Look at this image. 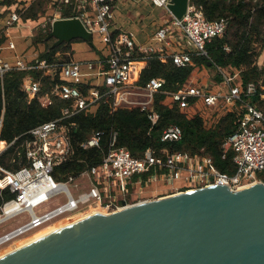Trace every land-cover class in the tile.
Listing matches in <instances>:
<instances>
[{"label": "built area", "instance_id": "built-area-1", "mask_svg": "<svg viewBox=\"0 0 264 264\" xmlns=\"http://www.w3.org/2000/svg\"><path fill=\"white\" fill-rule=\"evenodd\" d=\"M115 0H52L51 7L55 13L49 17V24L58 18L79 17L93 36L99 34L107 54L96 60H75L48 62L42 60L38 64L25 57H17L10 62L0 54V76L11 70H29L41 68L46 74H58L60 82L53 92L66 100L73 101L71 106L63 110L62 116L43 122L28 132L21 145L28 165L11 170L1 164L3 154L23 135L12 141L1 138L4 124V113L0 116V189L9 190L14 197L0 204V217L18 218L27 213L26 222L0 236H8L23 227L33 228L43 222L69 216L71 213L97 206L107 211H118L140 203L134 201L132 195L137 185H148L153 181H165L169 184L177 179H184L188 190L200 189L214 185H225L233 191L239 190L251 182H264L258 176L264 170V111L258 106L257 97L264 99V86L255 82L244 83L242 69L216 65L217 75L221 76L223 87L217 92L206 85L188 82L174 91H163L165 79L151 78L146 84H138L142 67L134 50L138 47L146 54H154L162 61L172 60L178 66H186L192 62L193 56H209L206 45L216 37H222L229 25L227 17L209 20L203 9L189 4L182 17L175 16L169 9L172 0H151V2L169 12L171 18L158 27L153 35L155 43L140 47L135 37L129 32L121 31L114 37L112 30L113 8ZM260 0H243L256 4ZM70 5L78 14L63 17L62 7ZM20 11L12 12L7 19V27L21 20ZM49 24H45L46 27ZM8 48H15V42L9 40ZM230 50L229 46L225 47ZM1 50V48H0ZM262 59V60H261ZM212 61V60H211ZM264 65V50L258 60ZM81 85H89L90 93L83 94ZM26 90L34 97L40 90V82L28 79ZM165 93L171 103H178L181 109L188 108L191 103L202 100L207 106L219 102L225 103L226 112L238 114V126L224 141L226 156L229 150L234 151V173L221 171L211 156L191 154L189 152H170L163 149V155H157L155 149L148 148L142 157L134 156L131 151L117 145L118 132L112 130L108 152L102 162L84 170L79 175H70L65 180H57L54 170L57 165L69 159L74 153L70 130L73 124L66 119L81 113L94 112L100 101L113 97V111L117 108H140L149 112V118L155 124L159 115L153 108L155 95ZM52 103L50 97L43 101L47 106ZM183 131L178 125L166 128L163 141H178ZM99 138L91 136L82 145L84 148L99 146ZM154 170L146 180L142 175ZM138 179L133 181L135 176ZM73 184L76 192L70 187ZM134 187V188H133ZM120 190V194L115 193ZM183 192V191H180ZM65 195V201L59 199ZM87 207V208H86ZM44 226V225H43ZM32 230V229H31Z\"/></svg>", "mask_w": 264, "mask_h": 264}, {"label": "trees", "instance_id": "trees-1", "mask_svg": "<svg viewBox=\"0 0 264 264\" xmlns=\"http://www.w3.org/2000/svg\"><path fill=\"white\" fill-rule=\"evenodd\" d=\"M51 2L52 0H35L21 13V17L24 20H38L47 12ZM191 4L202 8L209 20L227 17L229 25L226 33L206 45L209 56L195 54L192 62L186 66H178L172 60L162 61L154 54L148 56L149 54L137 47L133 52L135 57L140 61H147L141 70L138 84L144 85L151 78L161 77L165 79L163 91L178 90L190 81L197 67H212L217 71V64L242 69L244 83L253 81L262 90L260 86H264V65L259 66L258 60L264 50V0L256 4L255 11L252 3L243 0H191ZM61 11L63 17L78 14L70 5H64ZM50 31L51 24L45 30L40 28L33 35L32 43L36 47L45 46L34 64L44 59L48 62L71 60L74 52L72 44L83 40L77 38L54 45L56 39L48 38ZM119 33L120 31L114 32V37ZM5 40L6 36L0 33V46ZM91 44L96 49L94 43ZM226 46H229L230 50H226ZM210 60L213 62L211 66ZM144 64L143 61L139 63L141 67ZM28 79L40 82V90L34 97H31L25 88ZM59 82L58 74H46L41 68L11 70L3 77L0 76V116L4 113L1 138L12 141L23 135L1 157V164L6 168L17 170L28 165V159L21 147L23 138L28 137L25 133L43 122L62 116L63 110L73 103L53 92ZM80 89L83 94L88 95L92 88L89 85H81ZM47 97L51 98L52 103L44 106L43 101ZM167 98L162 92L155 95L153 108L159 115L155 124L149 118V112L140 108L120 107L113 111V97L102 99L94 112H81L66 119L65 122L73 124L70 134L74 153L55 167V178L62 181L70 175H79L84 170L100 164L108 152L112 130L118 132L117 145L128 148L136 157H142L150 147L155 149L159 156L163 155V149L170 152H189L211 156L221 171L234 173V151L229 150L223 157V143L237 128L238 114L234 111L226 112L215 125L208 126L203 115L198 112L191 115L187 108L181 109L178 103L167 102ZM255 100L264 111V99L257 97ZM171 125L181 127L182 138L178 141H163V132ZM93 135L99 138V146L84 148L82 144ZM153 172L154 170L144 173L143 179L149 178ZM258 176L264 181V170L259 172ZM135 178L137 179L138 175ZM14 196L11 191L0 189V204Z\"/></svg>", "mask_w": 264, "mask_h": 264}, {"label": "water", "instance_id": "water-1", "mask_svg": "<svg viewBox=\"0 0 264 264\" xmlns=\"http://www.w3.org/2000/svg\"><path fill=\"white\" fill-rule=\"evenodd\" d=\"M190 2L169 9L182 17ZM48 38L93 43L79 17L55 19ZM183 192L74 225L0 264H264V182Z\"/></svg>", "mask_w": 264, "mask_h": 264}, {"label": "rangeland", "instance_id": "rangeland-1", "mask_svg": "<svg viewBox=\"0 0 264 264\" xmlns=\"http://www.w3.org/2000/svg\"><path fill=\"white\" fill-rule=\"evenodd\" d=\"M23 3V2H22ZM119 4H121V1H119ZM164 9V8H161ZM13 9H10L7 6L1 5L0 6V25L6 26L7 24L3 22L7 18V16L11 13ZM149 12L152 13H157V7H155L153 4L149 5L148 8ZM129 12H132V9L130 7H124L122 8V11H117V14L115 13V17L112 20L113 22L120 23L122 22V26L125 27V29H135L136 27V22L135 20L132 21L129 17ZM51 16L50 13V7L48 6V10L46 13L42 14L41 17H43V20L47 22L49 20V17ZM132 16L135 17V14L132 12ZM40 17V18H41ZM9 18V17H8ZM7 18V19H8ZM39 18V19H40ZM45 18V19H44ZM39 20H31L27 22V20H24L23 18L19 20L17 23H15L11 27L12 31V36L14 37L15 42L17 43L18 47L23 49L21 51V55L26 54L30 55L33 53L35 48H37L34 44L32 45L31 41L33 40V35L37 33V31L40 28L44 27L40 24L41 22H38ZM126 22V23H123ZM4 25H3V24ZM40 24V25H39ZM132 27V28H131ZM45 30V29H44ZM33 32V33H32ZM101 37L99 34H95L93 36V42L95 47H97V44L102 45L103 47L105 45L102 44L100 41ZM81 42V46H78L75 50V59L76 60H87L90 59L94 53L95 49L94 47L88 42V41H78ZM98 45V46H99ZM45 48L44 45H39V48H37V53L40 54L41 51H43ZM106 48V47H105ZM40 50V51H39ZM262 60V59H261ZM217 71L215 68H208L205 66L202 67H197L190 79V81H193L194 83L202 82L204 83L203 85H206L207 88L211 89L214 92H217L220 87H223L220 81H217L214 79L216 76ZM199 84V83H198ZM225 103L219 102L216 105L213 106H207L202 100H198L195 103H191V105L186 109L189 113L195 112V113H200L201 115L204 116L207 125L208 126H213L215 125L220 117H222L226 113V106H224ZM70 187L76 192V188L74 187L73 184H70ZM189 186H186V182L184 179L180 178L177 179L173 182V184H167L164 181H158V182H152L149 185H139L137 187L138 193L134 192L132 195V198L134 201H145V200H156L161 197L174 194L180 191H187ZM135 191V189H134ZM115 193L120 194L119 189H115ZM59 199L62 201H65V195L61 194L59 196ZM87 208V207H86ZM94 209L92 208H87L83 209L81 212L77 213L76 215L74 213L69 214L70 219L71 217H75L81 214H84L88 212L89 210ZM66 217H68L66 215ZM64 216V218H66ZM29 218V215L27 213L21 214L18 218L15 219H10L6 221L3 224H0V236L3 235L6 232L11 231L12 229L16 228L17 226L21 225L22 223L26 222ZM70 220L65 219V220H52L51 222L47 223L46 226H43L42 228H35L32 229L24 234H21L20 236H16L15 238L11 239L10 241L3 243L0 245V255L3 253L7 252L8 250H11L13 248H16L19 243H23V241L29 237L30 235H33L34 233L46 229H52L55 226H61L64 225L65 223H68Z\"/></svg>", "mask_w": 264, "mask_h": 264}, {"label": "crops", "instance_id": "crops-1", "mask_svg": "<svg viewBox=\"0 0 264 264\" xmlns=\"http://www.w3.org/2000/svg\"><path fill=\"white\" fill-rule=\"evenodd\" d=\"M34 1L35 0H0V6L4 5V6L9 7L10 9H13L11 11V13H12V12H15V11H17V12L20 11L21 8H27ZM119 1H121V4H119ZM150 4L151 5L153 4L151 2V0H115L114 3H113V5H114V8H113V19L115 17V13L117 14L118 10L122 11V8L130 7L132 9V12L135 14V17L132 16V12H129V14H130L129 17H130V19L132 21L135 20V22L137 24H136V27H135L134 30L133 29H129L128 30V29H125V27H123L121 25L122 22H120V23L113 22L112 21L113 19H112L111 20L112 21V30L114 32H116V31H120V32L121 31H126V32H129V34H133V36L135 37L137 45L140 46V47H144V46H147V45H151V43H155L154 40H153V35H154L156 29L158 27H160L163 23L168 22L170 20V18H171V15L169 14V12L167 10L161 9V7L156 6L154 4L153 5L155 7H157V13L149 12L148 8H149ZM49 7H50L51 15L54 14L56 10L54 11V8H52L51 5H49ZM10 14L7 16V18L10 16ZM7 18L5 19V21L3 20V22L6 23L7 22ZM21 19H22V17H21ZM38 20H39L38 22H41L40 24L42 26H44L45 24L46 25L49 24V20L47 22H45L43 20V17H41ZM29 21H31V19L27 20V22H29ZM123 23H126V22L123 21ZM11 27H7V25L2 27V25H0V33H3L6 36L5 42L0 46V48H1V50H0L1 56L4 59H6V60H8L10 62L15 61V59L17 57H21V56L25 57L28 61L34 62L37 59L38 55H39L37 53V51H36L37 48H39V47L35 48L36 50H34L33 53L30 54V55H26V54L21 55L20 53H21V51L23 49L19 48L17 43L15 42L14 37L12 36ZM9 40H13L15 42V48H13V49L12 48H8L7 44L9 42ZM31 43H32V41H31ZM99 44H97V47L95 49L94 55L90 59H87V60H96L98 58H101V57L105 56V54H107V50H106L105 46L103 47L102 45H99ZM32 45H33V43H32ZM78 46H81V42H74L72 44V48H73L74 52H75V50H76V48ZM74 52H73V59H75V57H74L75 53ZM142 61L145 63L142 66V69H143L146 66V64H147V61H145V60H142ZM142 61H139V63L142 62ZM139 67H141V66L139 65ZM191 82H193V81H191ZM198 83L199 84H204L202 82H198ZM167 102L171 103L169 98H167ZM194 113L195 112L193 111L190 114L192 115ZM137 179L134 178L133 181H136ZM153 182H158V181L156 180V181H153ZM151 183L152 182H150V184ZM167 184L169 185V183H167ZM171 184H173V183H171ZM138 186L139 185H137V187ZM134 187H135V191H136L137 187L136 186H134Z\"/></svg>", "mask_w": 264, "mask_h": 264}, {"label": "bare ground", "instance_id": "bare-ground-1", "mask_svg": "<svg viewBox=\"0 0 264 264\" xmlns=\"http://www.w3.org/2000/svg\"><path fill=\"white\" fill-rule=\"evenodd\" d=\"M4 145V142H1L0 143V146H3ZM261 182H251L249 183L248 185L245 186V188H250V187H253V186H257V185H260ZM244 188V187H243ZM181 193H184V192H177L175 194H170V195H167V196H164V197H161L160 199H163V198H167V197H171V196H175V195H178V194H181ZM151 200H145V201H141L140 203L138 204H135V205H139V204H143V203H146V202H150ZM135 205H132V206H135ZM132 206H129L127 208H130ZM127 208H123V209H120L119 211H123ZM117 211V212H119ZM81 212V211H79ZM79 212H76L74 213L75 215ZM112 212V211H111ZM110 211H107L105 209H103L102 207L100 206H95L94 209H91L89 210L88 212L84 213V214H81V215H78V216H75V217H71L70 219V215L66 218H58L56 219L57 221L58 220H65V219H69L70 221L68 223H65L64 225H61V226H55L53 227L52 229H46V230H42V231H38L36 233H34L33 235H30L29 237H27L23 243H19L20 245H18L16 248H13L11 250H8L7 252L3 253L2 255H0V263L3 262V261H6L8 259H11L13 258L14 256H16L17 254L19 253H22L34 246H37L57 235H60V232L66 230L67 228L69 227H72L74 225H77V224H80L82 222H85V221H89V220H93V219H100V218H103V217H106V216H111L114 214L111 213ZM7 219V217H3L1 216L0 217V224L5 221ZM51 220V219H49ZM47 220V221H49ZM46 221V222H47ZM42 223L41 225H38V226H35L33 228H27V227H23L22 230L18 229L16 230L15 232L11 233V234H8V236H4V238L0 239V245L3 244V243H6L8 241H10L11 239L15 238L16 236H20L21 234H24L28 231H30L31 229H35V228H42L43 225L46 226L47 223ZM49 223V222H48Z\"/></svg>", "mask_w": 264, "mask_h": 264}]
</instances>
